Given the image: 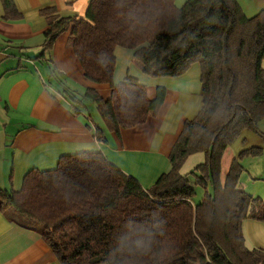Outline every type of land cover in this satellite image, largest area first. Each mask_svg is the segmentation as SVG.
Wrapping results in <instances>:
<instances>
[{"label":"trees","instance_id":"trees-1","mask_svg":"<svg viewBox=\"0 0 264 264\" xmlns=\"http://www.w3.org/2000/svg\"><path fill=\"white\" fill-rule=\"evenodd\" d=\"M1 2L4 20L22 19L13 0ZM41 14L48 28L36 60L53 62L56 41L69 32L85 78L111 86L109 99L90 88L66 91L98 142H107L106 132L87 113V101L119 135L156 117L166 97L161 87L150 99L131 76L114 83L118 47L133 51L151 78L179 77L199 63L202 108L185 121L171 169L151 188L102 152H83L62 156L52 170H31L19 191L0 188V211L40 234L60 264H264V250L249 249L243 233L245 220L264 223V200L239 188L242 160L263 149L242 150L222 175L229 146L245 131L261 134L264 7L248 16L239 0H188L180 8L175 0H91L85 18L62 17L55 8ZM199 153L205 161L183 175ZM197 187L205 191L199 203Z\"/></svg>","mask_w":264,"mask_h":264},{"label":"crops","instance_id":"crops-1","mask_svg":"<svg viewBox=\"0 0 264 264\" xmlns=\"http://www.w3.org/2000/svg\"><path fill=\"white\" fill-rule=\"evenodd\" d=\"M187 1L175 0V5L180 8ZM242 1L239 0L240 3ZM90 2L13 0L22 15V19L13 21L3 19L4 9L0 0L2 189L19 191L31 170H52L62 156L83 152H102L110 162L149 189L171 169L169 156L185 121L193 119L202 108L199 63L193 64L179 77L151 78L134 63L133 51L118 47L115 51L114 83L119 84L131 76L147 87L150 99L156 98L161 87L166 89V97L156 117L149 118L143 125L121 130L119 135L108 131L100 120L98 122L92 118L106 132L107 142H98L93 129L87 126L85 117L72 112L66 91L83 95L90 88L102 98L109 99L111 86L97 85L85 78L84 70L69 44L68 33L62 34L56 41L52 51L53 62L36 60L42 53L44 34L48 28L47 19L41 11L55 8L62 17L85 18ZM262 7L264 0H258L253 7L243 9L251 16ZM259 128L261 134H255L262 144L252 147H261L264 156V120ZM254 160L247 157L243 162L247 161L248 166L256 169L258 161ZM263 170L261 167L257 174L247 180L243 190L264 200ZM243 233L249 249L264 250V223L245 220ZM0 264L60 262L40 234L18 226L0 211Z\"/></svg>","mask_w":264,"mask_h":264},{"label":"rangeland","instance_id":"rangeland-1","mask_svg":"<svg viewBox=\"0 0 264 264\" xmlns=\"http://www.w3.org/2000/svg\"><path fill=\"white\" fill-rule=\"evenodd\" d=\"M257 1L258 0H243L241 4H242V7L247 10L248 7L251 8L254 5H256ZM253 14L255 15L256 13H253ZM254 15H251V16H254ZM65 33H68V41H69V32H65ZM87 102H88L87 108L89 110L87 113L90 114L92 118L96 119L97 121L100 120L102 122L101 116H100L98 109H97V105L91 101H87ZM17 130H19V129H17ZM260 142H261L260 138L258 136H256V134L254 132L249 131V130L243 132L241 137H239L237 140H235L229 146V148L227 149V151L223 157V166H222L223 167V176H225L227 174V172H228L227 170H229L228 168L230 167L229 165H231V162L235 158L238 157L239 153L242 150L250 148L254 144H259L257 146H261L260 144H262V143H260ZM252 158L256 159L254 161H258L256 169H254L251 166H248L247 161L243 162V160H242V162H241V164L245 167L244 168L245 170L242 173L243 176L241 175L242 178H240V183H239V188L242 190L246 188V181L251 179V177L254 176L255 174H257L256 172H258V170H260L261 167L264 168V156L261 155V156L252 157ZM204 161H205V156L202 153L195 154V155L189 157L187 159L185 165L183 166L181 173L183 175L190 174L192 171H194V169L199 164H202ZM263 172H264V170H263ZM189 179H191L193 181V177L191 175L189 176ZM196 191H197V195L193 199V201L195 203H199L203 199L205 191L203 188H200V187H197Z\"/></svg>","mask_w":264,"mask_h":264}]
</instances>
